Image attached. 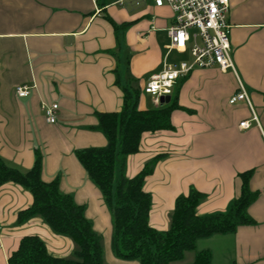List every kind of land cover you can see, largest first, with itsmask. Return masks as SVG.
<instances>
[{
  "label": "crops",
  "instance_id": "crops-1",
  "mask_svg": "<svg viewBox=\"0 0 264 264\" xmlns=\"http://www.w3.org/2000/svg\"><path fill=\"white\" fill-rule=\"evenodd\" d=\"M127 1L0 0V157L28 171L38 151L43 180H59L60 191L85 207L106 243L108 264L140 263L114 255L112 212L76 152L108 144L97 129L98 114L122 110L120 85L142 90L161 71L173 21L168 7L131 0V8ZM230 3L235 70L197 69L179 80L175 91L181 108L171 115L174 129L144 133L140 152L128 158L127 176L136 177L164 156L144 189L152 196L151 227L166 232L178 197L196 189L207 196L198 215L226 212L241 191L238 175L253 171L250 185L258 197L249 215L255 224L200 239L195 251L172 264H190L189 255L193 263L205 250L212 252L211 264H264V0ZM175 54L184 58L177 52L170 58ZM18 86L32 87L31 95L20 98ZM241 86L250 103L231 104ZM149 100L154 108L162 105L142 93L140 109H153ZM42 103L59 104L57 123L47 121ZM244 121L250 128L240 127ZM33 202L19 184L0 188V264H9L26 236H39L52 256L75 257L74 241L56 234L42 217L19 223V213Z\"/></svg>",
  "mask_w": 264,
  "mask_h": 264
},
{
  "label": "trees",
  "instance_id": "trees-1",
  "mask_svg": "<svg viewBox=\"0 0 264 264\" xmlns=\"http://www.w3.org/2000/svg\"><path fill=\"white\" fill-rule=\"evenodd\" d=\"M120 86L124 94L122 110L98 114L97 129L106 136L108 144L76 152L79 162L103 193L112 212L114 255L140 264H172L183 261L188 252L195 251L200 239L234 233L239 227L255 224L249 208L258 193L253 192L250 185L253 171H246L238 175L241 191L228 211L198 215L197 208L207 196L192 189L188 195L177 198L168 231L161 232L151 227L152 196L144 186L164 156L159 155L147 163L134 178L127 176V162L131 155L140 152L144 133L174 129L171 115L181 107L174 91L170 103L142 110L140 99L143 90ZM42 172L43 158L38 151L34 166L28 171L0 157V188L13 182L29 190L34 202L19 213V223L42 217L56 234L74 241L77 247L75 257L52 256L39 236H26L10 256L9 264H108L103 238L86 217L85 207L78 205L73 196L60 191L59 180L44 181ZM212 258L211 251H201L190 264H211Z\"/></svg>",
  "mask_w": 264,
  "mask_h": 264
},
{
  "label": "built area",
  "instance_id": "built-area-1",
  "mask_svg": "<svg viewBox=\"0 0 264 264\" xmlns=\"http://www.w3.org/2000/svg\"><path fill=\"white\" fill-rule=\"evenodd\" d=\"M151 1L155 7H168L173 13V21L168 29L170 46L162 69L152 74L142 89L156 104H160L163 97H172L177 82L197 69L218 67L223 71L235 70L231 43L233 26L229 21L230 0ZM174 52L184 58L170 61V55ZM31 90L32 87L29 86H18L16 93L20 98H25L31 95ZM242 101L250 103L247 90L243 86L230 103L237 104ZM41 108L50 124L57 123L60 109L58 103H43ZM250 126V121L240 124L242 129Z\"/></svg>",
  "mask_w": 264,
  "mask_h": 264
},
{
  "label": "rangeland",
  "instance_id": "rangeland-1",
  "mask_svg": "<svg viewBox=\"0 0 264 264\" xmlns=\"http://www.w3.org/2000/svg\"><path fill=\"white\" fill-rule=\"evenodd\" d=\"M131 3V0H129V1H127L125 4V6H130L131 8H132V5L130 4ZM138 8V7H137ZM128 29V28H127ZM122 33V37L124 36V34L126 33V30H124V31H122L121 32ZM122 40H124V37H123V39ZM130 53V52H129ZM178 59H180L178 56H176V54L172 57V58H170V61H174V60H178ZM140 81L138 80V81H136V85H138V86H140ZM149 103L150 104H148V107L149 108H154V105L152 104V102H151V100H149ZM43 104V103H42ZM42 106V105H41ZM43 112V111H42ZM43 114L45 115V113L43 112ZM104 249H105V253H106V255H107V246H106V243L104 242ZM191 259H192V255H189L188 257H187V260L186 261H189V263H192V262H190L191 261ZM107 260V259H106ZM138 262V261H137Z\"/></svg>",
  "mask_w": 264,
  "mask_h": 264
},
{
  "label": "water",
  "instance_id": "water-1",
  "mask_svg": "<svg viewBox=\"0 0 264 264\" xmlns=\"http://www.w3.org/2000/svg\"><path fill=\"white\" fill-rule=\"evenodd\" d=\"M170 101H171V96H166V97L161 98V104L162 105L168 104V103H170Z\"/></svg>",
  "mask_w": 264,
  "mask_h": 264
}]
</instances>
